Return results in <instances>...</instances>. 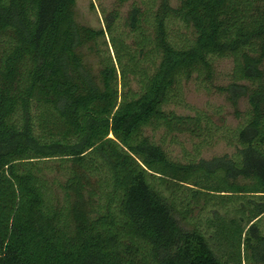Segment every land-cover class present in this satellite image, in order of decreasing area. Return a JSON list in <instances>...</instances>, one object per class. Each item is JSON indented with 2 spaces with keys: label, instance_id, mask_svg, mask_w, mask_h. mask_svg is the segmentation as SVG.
<instances>
[{
  "label": "trees",
  "instance_id": "1",
  "mask_svg": "<svg viewBox=\"0 0 264 264\" xmlns=\"http://www.w3.org/2000/svg\"><path fill=\"white\" fill-rule=\"evenodd\" d=\"M74 7L0 0V264H264V0H139L127 32L107 25L97 77L78 50L105 31ZM215 59L247 98L236 127L170 108L183 82L213 85ZM156 130L235 153L181 161ZM218 200L238 208L209 235L192 214Z\"/></svg>",
  "mask_w": 264,
  "mask_h": 264
},
{
  "label": "rangeland",
  "instance_id": "2",
  "mask_svg": "<svg viewBox=\"0 0 264 264\" xmlns=\"http://www.w3.org/2000/svg\"><path fill=\"white\" fill-rule=\"evenodd\" d=\"M139 0H127L120 3L119 0H75L74 21L77 25L85 26L94 30H103L105 35L95 44H88L78 51L83 58V63L91 75L97 77L99 71V60L97 54H110L113 57V50L109 42V33L106 32L107 25L117 33L128 31L129 12L133 4ZM116 15V16H115ZM215 79L213 85L204 87L197 80H190L182 83L180 106L170 107L181 115H193L195 112H204L212 117L217 124H225L229 127H236L239 118L234 113V107L240 113L248 108L246 97H242L234 91H221L229 84V75L232 68L230 59H215ZM148 132V131H147ZM152 139L161 144L170 155L178 160L203 159L208 163H219L225 158H230L235 153L232 146L219 142L213 147L204 149L198 156L195 153L194 144L197 140L191 139L186 134H166L163 130L148 132ZM197 155V157H196ZM199 157V158H198ZM52 166L58 162L53 161ZM55 169L53 170V173ZM54 176L62 180L61 174L54 173ZM237 201H228L225 204L206 203L200 204L193 212L191 222H195L198 228L209 235L216 231V225L222 220H228L235 215L234 209L238 208ZM256 204L264 202V199H255ZM251 206H254L251 204ZM235 217V216H234ZM246 221L241 224L245 226ZM260 234L264 236V213L257 221ZM212 249L218 254L224 253V248L216 240L209 239ZM245 264V263H243Z\"/></svg>",
  "mask_w": 264,
  "mask_h": 264
}]
</instances>
